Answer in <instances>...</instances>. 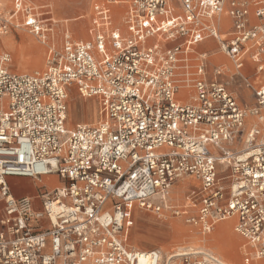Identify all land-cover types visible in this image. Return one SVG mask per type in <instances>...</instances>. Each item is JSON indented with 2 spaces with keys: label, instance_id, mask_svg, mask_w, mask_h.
I'll list each match as a JSON object with an SVG mask.
<instances>
[{
  "label": "built area",
  "instance_id": "built-area-1",
  "mask_svg": "<svg viewBox=\"0 0 264 264\" xmlns=\"http://www.w3.org/2000/svg\"><path fill=\"white\" fill-rule=\"evenodd\" d=\"M39 10L0 9V264H231L131 248L136 209L206 235L233 220L243 264H264V0H101L91 39L66 30L60 44ZM13 25L47 45L44 68L12 70ZM75 92L97 120L69 125ZM49 177L38 208L15 196L12 179ZM181 181L186 202L171 205Z\"/></svg>",
  "mask_w": 264,
  "mask_h": 264
},
{
  "label": "rangeland",
  "instance_id": "rangeland-1",
  "mask_svg": "<svg viewBox=\"0 0 264 264\" xmlns=\"http://www.w3.org/2000/svg\"><path fill=\"white\" fill-rule=\"evenodd\" d=\"M67 3H69V1H67ZM87 3L90 5L91 0H87ZM27 4L32 5L30 2ZM32 6L38 8V6ZM60 7L62 8V6L58 5V3L54 4V11L52 13L53 16L56 17L60 22L53 25L54 30L52 33V37H55V39L58 40L57 43L59 42V44L62 42L63 35L66 31L65 25L68 24L61 23L60 19L57 17ZM0 9L3 11L4 15L9 18L12 15L14 9L13 0H5L4 2L0 1ZM66 21L69 22V20ZM86 21L87 18H84L78 22ZM74 23L75 22H69V25L66 26L70 27V25ZM14 24H18V22L15 21ZM24 37H26L29 44L31 43V45L37 49L38 59L35 62H32V54L25 46L26 44H23ZM4 38L13 39L14 42L16 41L15 44L17 50L13 52L11 47L3 44ZM1 46L4 50H7L11 53L12 63L10 66L14 71L24 72L25 70L23 68H28L29 70L25 72H31L41 69L45 66L47 45L41 44L32 34H30L26 27L21 26L18 28L13 25L8 34L3 36ZM216 59L218 58H213V60ZM221 60L225 62L227 67H230V62L226 58ZM233 91L237 92L238 94L239 92L241 94L245 93L244 88L239 82L233 84ZM94 103V99H85L79 93H73L69 99V125L74 126L78 123L84 122L92 123L97 120V112L93 108L95 106ZM186 182H191V184H186L185 188H187L188 185L192 186V183L195 184V180L190 178L187 179ZM186 182L181 181L176 185L177 188H175V195L172 197L174 200H171L170 202L171 205H183L186 202L185 197H187L188 194L187 191H183V185ZM12 184L16 196L20 197L27 195L33 198L34 203L38 208L41 202L39 194L41 192H52L57 186H59V181L55 177L44 178L42 181L33 179H16V181H14ZM133 222V226L128 232V245L131 248L139 251L159 250L163 256H168L174 253L189 252L194 249H204L206 247L200 245L198 239L212 236L217 232L216 231L212 235L202 234L198 232L194 226L187 224L184 220L179 219L178 217H175L171 210L164 211L163 214H156L153 212L136 209L133 213ZM228 230L231 236H233L234 233L232 231L231 225ZM223 237L225 238V235H223ZM234 244V240L232 241L231 238L227 237L225 240V246L230 248ZM208 248L211 249V247ZM211 250L215 251L216 249L214 250L212 248ZM215 252L219 254L217 250ZM235 262L239 263L240 260L237 259Z\"/></svg>",
  "mask_w": 264,
  "mask_h": 264
},
{
  "label": "crops",
  "instance_id": "crops-1",
  "mask_svg": "<svg viewBox=\"0 0 264 264\" xmlns=\"http://www.w3.org/2000/svg\"><path fill=\"white\" fill-rule=\"evenodd\" d=\"M0 1L4 2L5 0H0ZM23 1L25 3L30 2V4L38 6V9L46 12L47 17L49 16L48 18H51V19L54 18L58 23H60L59 20L56 17H54L52 14L54 11L53 10L54 4L58 3V5L62 6V8L60 7L58 14H57V17L60 19L61 23H68L66 25H69V22H75L74 24L70 25V27L65 25L66 30L72 32L73 35L75 36V38H77V39L89 40L92 37L91 28H92V25L94 22V6L96 3L100 2L101 0H91L90 5L87 3V0H23ZM67 1H69V3H67ZM16 2H18V0H13V7L15 6ZM51 15H52V17H51ZM80 17H82V18H80ZM84 18H87L86 22H78ZM66 20H69V22ZM225 23L227 24V26H230V21L228 19L225 20ZM210 46L214 48L216 45L212 42ZM220 55L221 54H216L213 57H218ZM215 62L216 63L217 62L225 63L222 60L215 61L212 59V63H215ZM23 69L25 71L29 70L28 68H23ZM247 69H248L247 71L250 75H254V70H253L252 66L249 65V68H247ZM14 72H23V71H14ZM242 87L245 90V93H243L244 95L241 94L240 92H239V94L237 92H235L236 95L238 96V98L241 100L242 103L252 104L254 102L253 94L245 86L242 85ZM94 104H95V106L93 108H94V110H96L97 104L96 103H94ZM252 121L253 120H250L249 123ZM14 194H15V192H14ZM230 221H231L232 231L235 235V238H237V239H233V240L236 243L237 251L241 254L240 259H239L240 260L239 263L229 261L228 259L224 258L223 256H220L219 254H217L215 252L216 250H215V248H213V246H210V247H211V249L213 248L215 251L211 250L210 248L194 249L191 251L208 250V251L213 252L214 254H216L217 256L222 258L223 260L227 261L228 263L243 264V258H244L245 252L250 251V249H248V243L246 242V240H244L242 237H240L238 234H236L234 232V221L233 220H230ZM222 223H224V222H222ZM222 223L218 224L216 226L214 232H212L209 235L214 234L217 231V228L219 227V225H221ZM253 264H261V263L254 261Z\"/></svg>",
  "mask_w": 264,
  "mask_h": 264
},
{
  "label": "bare ground",
  "instance_id": "bare-ground-1",
  "mask_svg": "<svg viewBox=\"0 0 264 264\" xmlns=\"http://www.w3.org/2000/svg\"><path fill=\"white\" fill-rule=\"evenodd\" d=\"M80 18H82V17H80ZM52 21L55 24L58 23L54 18H52ZM23 41H24L23 44H26L25 46L30 50V52L32 54V62H35L38 59L37 49H35V47H33V45H31V43L29 44L26 37L23 38ZM15 42L13 41V39H8V38L3 39V44L11 47V49H13V52L17 50ZM213 58H215V57H213ZM217 58L218 59H216L215 61H220L224 57L220 55ZM71 116H72V114H71ZM12 180L16 181V179H12ZM230 225H231L230 220L222 223V225L217 228V232L214 235L208 236V237H205L202 239H198L199 240L198 242L200 245H203L206 248L213 246V248H215L221 256L228 259L229 261L235 262L237 259H240V256H241V254L236 249L237 248L236 243L234 245H232L230 248H227L225 246V240L227 239V237L231 238L232 241H233V239H237V238H235L234 235L231 236V234L229 233L228 229H229ZM223 235H225V238L223 237ZM196 253H199L198 250L197 251L176 253L174 256H184V255L196 254Z\"/></svg>",
  "mask_w": 264,
  "mask_h": 264
}]
</instances>
